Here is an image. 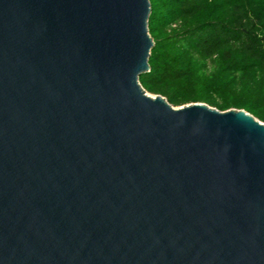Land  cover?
Returning a JSON list of instances; mask_svg holds the SVG:
<instances>
[{"label": "water", "instance_id": "water-1", "mask_svg": "<svg viewBox=\"0 0 264 264\" xmlns=\"http://www.w3.org/2000/svg\"><path fill=\"white\" fill-rule=\"evenodd\" d=\"M150 0H0V264H264V121L149 93Z\"/></svg>", "mask_w": 264, "mask_h": 264}, {"label": "trees", "instance_id": "trees-1", "mask_svg": "<svg viewBox=\"0 0 264 264\" xmlns=\"http://www.w3.org/2000/svg\"><path fill=\"white\" fill-rule=\"evenodd\" d=\"M151 94L244 108L264 121V0H150Z\"/></svg>", "mask_w": 264, "mask_h": 264}, {"label": "bare ground", "instance_id": "bare-ground-1", "mask_svg": "<svg viewBox=\"0 0 264 264\" xmlns=\"http://www.w3.org/2000/svg\"><path fill=\"white\" fill-rule=\"evenodd\" d=\"M152 95V94H151ZM153 96V95H152Z\"/></svg>", "mask_w": 264, "mask_h": 264}]
</instances>
